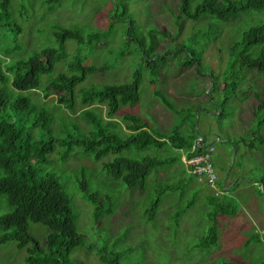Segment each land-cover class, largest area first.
Listing matches in <instances>:
<instances>
[{"label":"rangeland","instance_id":"obj_1","mask_svg":"<svg viewBox=\"0 0 264 264\" xmlns=\"http://www.w3.org/2000/svg\"><path fill=\"white\" fill-rule=\"evenodd\" d=\"M124 4L127 5L138 36L144 35L148 43V32L155 30L156 50L165 53L163 60L156 62V74L152 73L141 57L131 52V47L126 49L124 45L127 26L131 25L128 19L122 17ZM180 4L181 0L11 2L12 22L19 25L21 31L11 36L0 33V54L9 48V55L16 60L35 50L53 46L57 44L55 31L58 25H78L85 33H90L107 30L113 20L115 22L110 28L109 36L98 46H80L73 40L66 41V50L75 53L81 49L87 56L88 64L113 65L105 71L89 76L78 86L77 91L92 83L130 81L133 73L138 71L140 101L134 107H122L118 119L124 113H135L166 134L171 133L176 126L185 133L194 120V129L215 146L214 163L218 176V186L215 187L218 189L214 190L213 187L192 177L184 192L167 193L163 197L157 208L156 218L151 221H146L144 217V210L152 198L149 192L153 186L163 182L176 183L177 186L182 183L185 174L178 161L152 173L147 191L126 190L116 183L120 190L119 197H116L118 203L115 211L97 223L98 225L94 223L92 216L94 206L85 199L77 183L69 184V179L81 176V165H84L87 171L97 172L96 176L91 175V181L96 186L99 184L106 190L114 191L105 183L98 182L101 176L105 175L101 168L102 163L111 160L113 155L99 161L73 155L67 162L57 160L50 165L40 162L39 166L60 176L71 198L72 208L77 214L78 229L86 237V244L73 253L75 264H105L97 255L99 250L105 252L109 258L124 251L121 264H225L228 261L248 264L264 260V190L261 183L264 180V145L258 144L256 137L259 133L264 134V123L260 124L259 121L260 116L264 115L255 114L259 104L257 95H261L263 91L264 75L254 69L248 70L237 90L227 99L223 90L231 67L228 50L242 40L243 32L250 23L264 20V12L254 14L253 18L248 15L244 17L252 18L251 22H241L238 19L218 23L221 30L212 31L216 37L209 39L206 32L211 29L207 24L213 20L178 17ZM114 15L115 19L112 18ZM164 33L167 35L164 36ZM177 45L181 49L178 54L173 52L175 50L166 52L168 47L176 48ZM124 47L125 52L120 57V51ZM191 51L194 52L195 60L188 65ZM70 57L71 55L68 56ZM57 68L64 70L65 65H59ZM157 90L182 112H174L163 104L155 94ZM55 97L56 94L51 93L44 98V102L52 106L51 109L59 116L57 118L74 120L84 127L85 124L78 113H71L54 105ZM218 105H222L225 112L222 118L217 115ZM57 120L55 125L59 128ZM183 122H186L188 127ZM71 132L66 129L64 133ZM79 149L76 147L74 152ZM160 152L164 156L174 153L173 150ZM183 167L185 168L184 165ZM260 185L261 192L258 190ZM210 193L221 198L226 194L228 200L236 206V211L231 215L220 213L216 216L219 242L210 249L201 250L195 247V244L213 227V220L208 216V212L214 206L209 205L206 200ZM191 198L194 200L192 206L186 209L176 223L174 213L179 206L187 205ZM29 232L43 243L48 228L42 223L31 222ZM251 235L255 237L251 239ZM131 247L134 249L130 250ZM26 256V247L20 248L13 242L0 244V264H28Z\"/></svg>","mask_w":264,"mask_h":264},{"label":"trees","instance_id":"obj_2","mask_svg":"<svg viewBox=\"0 0 264 264\" xmlns=\"http://www.w3.org/2000/svg\"><path fill=\"white\" fill-rule=\"evenodd\" d=\"M11 2L12 0H0V33L4 32L6 36L21 31V27L12 22ZM179 9L178 17L213 20L207 24L211 30L206 32V37L214 39L216 36L212 31L221 30L218 23L238 19L241 22H251L254 14L264 12V0H181ZM247 15L252 18L245 19ZM122 17L131 23L127 26L124 39L126 49L131 47V52L141 57L152 73L156 74V62L163 60L165 53L156 50L155 30L148 32L147 43L144 35H137L126 4L123 5ZM112 18L115 19V15ZM114 22L112 20L105 31L90 33H85L78 25H58L55 31L57 44L35 50L16 60L9 55V48L0 54V244L13 242L20 248L26 247L28 264H75L73 253L86 244V237L78 229L77 214L72 208L71 198L60 176L39 166L40 162L46 165L57 160L67 162L73 155L99 161L113 155L111 160L102 163L101 168L105 175H102L98 182L105 183L114 191L106 190L99 184L96 186L91 181V175L96 176L97 172L87 171L84 165H81V176L69 179V184L77 183L85 199L94 206L92 216L94 223L98 225L115 211L118 203L116 197H119L120 190L116 183L130 191H147L152 173L178 161L185 174L182 183L177 186L176 183L163 182L153 186L149 192L152 198L144 210V217L146 221H151L156 218L157 208L167 193L184 192L190 178H196L183 162L182 154H196L204 145L213 143L207 142L206 138L194 129V120L185 133L176 126L171 133L166 134L135 113H124L118 119L122 107H134L140 101L138 71L133 73L130 81L92 83L77 91L78 86L89 76L105 71L113 65L88 64L87 56L81 49L75 53L66 50V41L73 40L80 46H98L109 36ZM250 24L243 32L242 40L228 50L231 67L223 85L226 99L237 90L248 70L254 69L264 75V20ZM180 26L182 28L181 24ZM166 35L167 33H164V36ZM125 47L120 51V57L125 52ZM179 47H168L166 52L175 50L173 52L178 54L181 50ZM193 53L190 52L188 65L195 60ZM62 64L65 65L64 70L57 68ZM211 92L210 90L209 95ZM51 93L56 94L54 105L71 113H78L85 126L81 127L74 120L57 118L59 116L51 109L52 106L44 102V98ZM155 94L168 108L177 113L182 112L175 108L164 94L158 90ZM257 96L259 104L255 114L264 115V86L262 94ZM216 111L220 118L225 116L222 105H218ZM56 120L59 121V128L55 125ZM259 121L263 124L264 116L261 115ZM183 124L187 125L186 122ZM66 129L72 132L65 134ZM256 137L258 144L264 145V134L259 133ZM76 147L81 150L74 152ZM165 150H173L174 153L170 156L160 154V151ZM51 154L54 155L50 156ZM261 183L264 190V180ZM258 190L261 192V185ZM196 193L198 191L194 192V195ZM193 198L187 205L177 208L174 213L176 223L186 209L192 206ZM206 200L209 205L214 206L208 212V216L213 220V227L195 244V247L201 250L210 249L219 242L216 216L220 213L231 215L236 211V206L228 200L226 194L221 198L210 193ZM31 222L42 223L48 228L43 243L29 232ZM254 237L251 235V239ZM132 249L134 247L130 248ZM97 252L105 264H121L125 254L120 251L109 258L105 252ZM225 264L245 263L228 261ZM248 264H264V260Z\"/></svg>","mask_w":264,"mask_h":264},{"label":"built area","instance_id":"obj_3","mask_svg":"<svg viewBox=\"0 0 264 264\" xmlns=\"http://www.w3.org/2000/svg\"><path fill=\"white\" fill-rule=\"evenodd\" d=\"M199 142V141H198ZM215 146L213 143L206 144L198 153L183 156V162L189 169V172L195 175L197 180L204 183L214 190L218 186V176L214 163Z\"/></svg>","mask_w":264,"mask_h":264},{"label":"water","instance_id":"obj_4","mask_svg":"<svg viewBox=\"0 0 264 264\" xmlns=\"http://www.w3.org/2000/svg\"><path fill=\"white\" fill-rule=\"evenodd\" d=\"M201 140L203 141L204 139H203V138H201Z\"/></svg>","mask_w":264,"mask_h":264}]
</instances>
